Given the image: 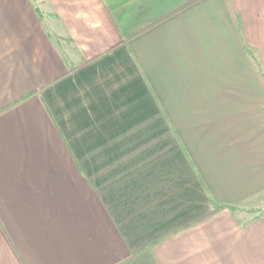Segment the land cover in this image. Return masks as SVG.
<instances>
[{"label": "crops", "instance_id": "0c3cea01", "mask_svg": "<svg viewBox=\"0 0 264 264\" xmlns=\"http://www.w3.org/2000/svg\"><path fill=\"white\" fill-rule=\"evenodd\" d=\"M0 264H264V0H0Z\"/></svg>", "mask_w": 264, "mask_h": 264}, {"label": "trees", "instance_id": "16d2710c", "mask_svg": "<svg viewBox=\"0 0 264 264\" xmlns=\"http://www.w3.org/2000/svg\"><path fill=\"white\" fill-rule=\"evenodd\" d=\"M36 8H37V11L39 12L40 16H43L45 13L44 10L41 7H39L38 5H36Z\"/></svg>", "mask_w": 264, "mask_h": 264}, {"label": "rangeland", "instance_id": "374dc122", "mask_svg": "<svg viewBox=\"0 0 264 264\" xmlns=\"http://www.w3.org/2000/svg\"><path fill=\"white\" fill-rule=\"evenodd\" d=\"M108 1H111V2H112V1H114V0H108Z\"/></svg>", "mask_w": 264, "mask_h": 264}]
</instances>
